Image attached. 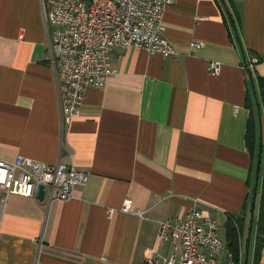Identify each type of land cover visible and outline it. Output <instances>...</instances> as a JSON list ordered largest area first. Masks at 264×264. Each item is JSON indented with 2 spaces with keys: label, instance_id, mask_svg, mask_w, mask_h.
I'll return each mask as SVG.
<instances>
[{
  "label": "crops",
  "instance_id": "1",
  "mask_svg": "<svg viewBox=\"0 0 264 264\" xmlns=\"http://www.w3.org/2000/svg\"><path fill=\"white\" fill-rule=\"evenodd\" d=\"M232 1L237 34L221 0H172L162 26L175 55L113 50L108 83L87 89L80 115L61 128L42 0H0V161L60 157L88 173L66 202L7 197L0 264L161 262L171 247L157 240L158 221L183 217L192 200L224 241L237 219V261L254 264L260 175L244 132L253 103L258 151L264 117L259 105V132L249 73L259 102L264 0ZM124 205L137 215L119 212ZM255 264H264V243Z\"/></svg>",
  "mask_w": 264,
  "mask_h": 264
},
{
  "label": "built area",
  "instance_id": "2",
  "mask_svg": "<svg viewBox=\"0 0 264 264\" xmlns=\"http://www.w3.org/2000/svg\"><path fill=\"white\" fill-rule=\"evenodd\" d=\"M171 3L172 0H42L61 128L80 115L87 89L106 86L113 73V50L138 48L163 58L175 55L162 26ZM193 46L199 48L201 44ZM219 67L217 62H210L208 71L215 74ZM87 178L86 171L62 162L60 157L53 164L23 156L0 161V225L8 196L30 198L48 207L53 202L70 200L74 189L83 186ZM39 187L41 199L37 198ZM118 211L137 215L126 205ZM112 212L108 210L107 216ZM156 238L168 244L171 253L161 262L147 258L143 264H239L219 237L217 221L200 209L197 200L191 201L183 217L158 221Z\"/></svg>",
  "mask_w": 264,
  "mask_h": 264
},
{
  "label": "trees",
  "instance_id": "3",
  "mask_svg": "<svg viewBox=\"0 0 264 264\" xmlns=\"http://www.w3.org/2000/svg\"><path fill=\"white\" fill-rule=\"evenodd\" d=\"M226 3L227 7H229L230 11L232 13L236 14L233 1L232 0H224ZM233 15H231L232 18ZM233 20V18H232ZM249 75L252 76L251 73ZM254 79L256 81V85L258 88V94H259V102H260V107H262V115L264 117V77L260 76L256 72L253 73ZM246 106L250 108L248 118L246 121L245 125V132H244V144L246 147V150L250 156L252 157L253 152L257 153V156L259 155L260 161L258 165L256 164L257 168V174L259 173L260 175V180H259V187L258 188V203H257V210H256V220H255V241H254V251H253V262L254 264L256 263L258 259V252L259 248L261 245L264 243V137H261V147H260V152L263 151L262 155V160L260 153L258 154L257 151V137H256V125L254 122V117L253 112L251 111L253 109V103H247ZM256 116L258 114L259 117H261V112L260 114L258 113V110L255 112ZM261 165V166H260ZM258 186V182H257ZM252 194V195H251ZM254 194V190L250 193V200L252 201ZM251 207H250V212H251ZM233 223H237V219H230L227 221V223L224 226V231H225V241H226V246L228 251L231 253V256L234 261H237V256H238V237H237V226Z\"/></svg>",
  "mask_w": 264,
  "mask_h": 264
},
{
  "label": "water",
  "instance_id": "4",
  "mask_svg": "<svg viewBox=\"0 0 264 264\" xmlns=\"http://www.w3.org/2000/svg\"><path fill=\"white\" fill-rule=\"evenodd\" d=\"M221 1L223 2L224 8L226 9V11H227L228 14H229V17H230V19H231L232 28H233L235 34H237V33H236V27H235V25H234V21H233L232 18H231V14H230V12H229V9H228L226 3L224 2V0H221ZM236 38H237V40H238V37H236ZM238 42H239V40H238ZM246 65H247V63H246ZM249 80H250V84H251V88H252V93H253V96H254V100H255V103H256V107H257V110H259V102H258V99H257V96H256V91H255V88H254V84H253V82H252V77H251V75H249ZM257 116H258V114H257ZM257 120H258L257 122H258L259 132H260V118H259V116H258ZM258 143H259V144H258V154H259V152H260V147H261V137H260V136H259V142H258ZM258 163H259V155H258V157H257V165H258ZM256 169H257V168H256ZM41 197H42V187H39V188H38V192H37V198H38V199H41Z\"/></svg>",
  "mask_w": 264,
  "mask_h": 264
}]
</instances>
